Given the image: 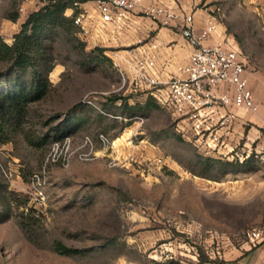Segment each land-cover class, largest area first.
<instances>
[{
	"label": "rangeland",
	"instance_id": "374dc122",
	"mask_svg": "<svg viewBox=\"0 0 264 264\" xmlns=\"http://www.w3.org/2000/svg\"><path fill=\"white\" fill-rule=\"evenodd\" d=\"M197 1L242 50L246 72L264 78V8ZM43 4L0 0V35L12 43ZM47 40L49 90L0 145V264H221L252 246L264 228V149L247 145L252 123L235 146L209 149L131 81V46L78 27ZM9 67L0 60V87Z\"/></svg>",
	"mask_w": 264,
	"mask_h": 264
},
{
	"label": "built area",
	"instance_id": "2783aa9c",
	"mask_svg": "<svg viewBox=\"0 0 264 264\" xmlns=\"http://www.w3.org/2000/svg\"><path fill=\"white\" fill-rule=\"evenodd\" d=\"M93 1L96 2L97 16L81 8L83 1L74 2V23L87 39L99 40L101 35L109 33L114 42L119 41L120 34L128 27L131 14L145 4V0ZM174 1L180 3V0ZM144 13L155 23L168 26L182 17L181 32L193 51L182 68L184 75L165 80L157 72L163 42L159 38L148 40L139 37L126 56L129 78L177 116L180 124L190 123L194 135L206 136L209 149H216L219 143L222 148L227 147L225 131H229L238 117L237 110L248 112L258 109L245 75L247 65L242 50L227 33L215 43L205 44L206 39L218 32L215 17L206 19L204 27L198 31L193 12L179 14L172 5L158 0L144 7ZM250 239L252 246L262 242L264 228L252 231Z\"/></svg>",
	"mask_w": 264,
	"mask_h": 264
},
{
	"label": "trees",
	"instance_id": "16d2710c",
	"mask_svg": "<svg viewBox=\"0 0 264 264\" xmlns=\"http://www.w3.org/2000/svg\"><path fill=\"white\" fill-rule=\"evenodd\" d=\"M42 1L43 6L28 15L12 43L0 35V60L10 63L0 87V145L10 140L12 130L22 123L30 103L43 98L49 90L54 58L47 45L48 36L59 29L69 32L77 29L73 17L66 15L77 0ZM12 18L16 20L18 15ZM80 122L81 119L71 115L70 123ZM56 248L66 254L79 251L61 242Z\"/></svg>",
	"mask_w": 264,
	"mask_h": 264
},
{
	"label": "crops",
	"instance_id": "0c3cea01",
	"mask_svg": "<svg viewBox=\"0 0 264 264\" xmlns=\"http://www.w3.org/2000/svg\"><path fill=\"white\" fill-rule=\"evenodd\" d=\"M156 1L145 0L143 6L146 7ZM158 1L172 5L179 14H182L184 11L187 13L193 12L195 27L198 31L202 30L205 20L209 18L204 11L197 9V0H180L179 4L174 0ZM250 1L255 2V5H252L254 9L264 8V0ZM144 7L137 8L131 14L128 27L120 34V43L124 46H131L139 37L147 39L154 32L153 38H159L163 42L157 64L158 74L165 80L174 76H183L182 68L187 63L193 47L182 35V17L175 19L169 27H158L151 18L150 21L143 20L144 15L141 13H144ZM81 8L97 16L98 11L95 1H84L81 4ZM75 10V8L69 7L66 10V14L72 16ZM221 36H223V33L217 32L209 39H206L205 44L215 43ZM102 38L107 42H113L109 33L101 35ZM245 75L256 97L258 111L246 112L242 109L237 110L238 117L229 128V131H225L228 141V146L225 149H228L231 145L235 146L240 142L244 135V125L247 123H252V128L248 135V147L254 150L264 149V78L255 73L245 72ZM221 264H264V240L255 246L247 245L242 249L231 250L226 253Z\"/></svg>",
	"mask_w": 264,
	"mask_h": 264
}]
</instances>
